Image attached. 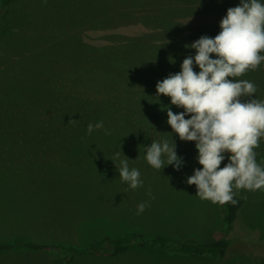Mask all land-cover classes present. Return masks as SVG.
Segmentation results:
<instances>
[{
    "label": "rangeland",
    "instance_id": "obj_1",
    "mask_svg": "<svg viewBox=\"0 0 264 264\" xmlns=\"http://www.w3.org/2000/svg\"><path fill=\"white\" fill-rule=\"evenodd\" d=\"M173 3L176 9L174 13H167V16H123L111 29H98L96 16H35L38 22L46 21L47 24L60 17V20H65L64 26L52 25L51 28H45L30 23L22 36L27 38L28 42L25 50L36 48L37 37L42 34L44 49L50 45V42H58L63 46L69 41L78 44L82 49L91 50L98 48L110 50L111 46L126 45L125 48H136L143 53L147 52L141 58L150 68L144 67L141 77V80L145 79L147 83L142 84L139 91L123 105L121 103L126 97L115 98V101H120L118 107L114 104L111 107L113 115L103 119L104 128L110 130V135H106L103 129H96L89 135L87 131L74 130L75 124L85 115L82 110L86 112V108L89 112L91 107H95L92 105L94 101L91 100L97 95L104 94L79 88L72 82L66 83L67 80L61 81V85H58L64 87H41L54 91L50 94L26 93L29 74L22 75L13 68H2L4 63L0 65V141H152V139L166 138L171 143H175L172 129L167 123V113L160 107L161 103L169 104L170 97L161 95L160 102H154L157 98L151 95L156 92V82L163 78H157L152 74L154 71L158 72L157 64L165 61L166 57L169 59L171 56L175 58V62H181L186 55L194 52L184 47L186 43H191L204 34L214 37V30L210 32L206 28L219 25L214 23H219L229 7L219 4L198 5L191 8L184 4L181 6L175 1ZM70 26L74 28L70 29ZM57 71L62 73L60 69ZM253 71L255 70H248L237 79L254 83L257 88L255 95L261 99L259 94L261 82L252 77ZM59 88L89 98L86 100L90 102L85 107L82 104L75 107L71 101L73 99L61 95L63 92ZM171 107L174 112L182 111L174 105ZM91 114L89 112L88 115ZM97 116L99 118L98 113ZM90 119V124L95 125L93 115ZM60 121H63L62 125H67L64 129H59ZM174 138L177 143V153L186 161L184 167L176 171L169 165L160 170L154 169L153 172L147 170L140 172L143 173L141 178L143 185L138 187V191L145 194L140 200L148 205L154 202L151 208L161 211L160 220L145 222V225H153V227H146L149 229L140 232L143 231L148 237L164 235L179 241L224 238L231 242L233 255H238V257L232 256L228 264H264V192L238 190V193H243L247 197V201L233 228L229 230L223 220L225 212L223 205L201 200L196 195V186L186 183V177L193 173V169L202 167L195 160L197 152L195 142L181 141L177 134H174ZM226 162H222L220 167ZM10 223L15 227V223ZM10 223H0V243L51 239L34 236L30 238L29 234L34 232L33 228L17 226L18 229L14 230ZM129 235L130 233L119 238ZM93 244H80L78 247ZM135 249L117 257H100L87 263L81 261L82 258H77L72 264H195L185 263L190 259L179 260L172 252H151L147 247H144V251L150 252ZM59 252H61L59 249L35 251L15 248L0 253V264H67L64 258L69 259V255L63 251L65 256L61 257ZM235 257L239 260L231 261Z\"/></svg>",
    "mask_w": 264,
    "mask_h": 264
},
{
    "label": "crops",
    "instance_id": "obj_2",
    "mask_svg": "<svg viewBox=\"0 0 264 264\" xmlns=\"http://www.w3.org/2000/svg\"><path fill=\"white\" fill-rule=\"evenodd\" d=\"M218 26H212L215 35L220 30ZM111 47L110 50L87 49V52L94 53L90 60V83L79 82L77 76H73L75 82L71 79L66 82L104 94L91 98L95 103H104L106 108L114 104L118 107L120 101H115L116 97H126L122 105L133 97L142 84L147 83L137 76L135 70L149 68L141 59L147 52L125 48L126 45ZM179 63H170L166 57L157 64L158 72L154 71L152 75L164 78L174 72ZM120 67L126 73H119L125 78L118 80L119 74H113V70ZM95 73L100 75L95 76ZM151 142L0 141V223H15V227L10 223L14 230L18 229L17 226L33 228L34 232L28 235L30 238H51L29 242L77 247L98 244L106 236L119 238L129 233L131 236L149 229L146 227H153L145 222L159 221L161 211L151 208L153 202L146 204L148 207L137 214V206L143 202L140 198L145 194L139 192L138 187L131 189L121 181L110 158L119 151L120 159H128L130 167L140 172H153L154 168L144 159L143 151V144L150 145ZM59 253L61 257L65 256L63 251ZM77 258L87 263L100 257L82 253L75 260ZM64 259L67 261L66 257Z\"/></svg>",
    "mask_w": 264,
    "mask_h": 264
},
{
    "label": "clouds",
    "instance_id": "obj_3",
    "mask_svg": "<svg viewBox=\"0 0 264 264\" xmlns=\"http://www.w3.org/2000/svg\"><path fill=\"white\" fill-rule=\"evenodd\" d=\"M219 29L214 37L204 34L186 43L184 47L194 52L180 62V71L156 82L151 96L157 103L161 95L170 97L169 104L160 107L167 113L175 143L152 139L150 145L143 144V151L152 168L171 165L180 171L186 161L177 153L174 134L181 141L195 142V160L202 167L194 168L186 183L196 186L201 200L234 205V189L264 190V167L254 151L264 138V99L256 97L254 83L237 79L264 61L260 54L264 52V0H239L227 9ZM169 61L175 63V58L170 56ZM172 105L182 111L174 112ZM96 129L111 134L103 121L89 124L87 133ZM110 158L129 188L143 185L139 169L130 167L128 159H120L119 151ZM145 207L146 202L140 203L137 214Z\"/></svg>",
    "mask_w": 264,
    "mask_h": 264
},
{
    "label": "trees",
    "instance_id": "obj_4",
    "mask_svg": "<svg viewBox=\"0 0 264 264\" xmlns=\"http://www.w3.org/2000/svg\"><path fill=\"white\" fill-rule=\"evenodd\" d=\"M173 1L178 2L181 6L184 4L191 8L198 5L210 6L219 4L232 7L239 3V0H0V65L5 63L4 67L1 66L2 68H13L21 72L22 75L29 74L27 75L29 82L26 85V93L50 94L54 91L41 87H64L58 85H61L60 82L67 79L75 82L73 76H77L79 82L90 83L89 78L91 79L92 76L90 60H92L94 53L87 52V49H82L78 44L69 41L62 46L58 42H50V45L44 49L45 42L42 34L37 37L36 48L25 50L28 42L27 38L22 36L30 23L45 28H51L52 25L57 27L64 26L65 20H60V17L47 24L46 21L44 23L38 22L35 16H96L95 21L98 29H111L116 26L117 20H121L123 16H167L166 14L169 12L174 13L176 6ZM76 26L78 27V24ZM69 28L72 29L74 27L70 26ZM206 30L212 32L211 30L214 29L212 26H207ZM260 54L264 55V52ZM104 65H106L105 61ZM179 65L180 63L173 70L174 72L180 71ZM57 69H60L62 73L58 72ZM120 69L113 70V74H119L123 71L126 73V70L121 67ZM135 71L137 76L141 78L143 70L137 69ZM99 75V73H95V76ZM117 76L118 80L125 78L122 74ZM252 77L261 82L259 94L261 99H264V61L252 72ZM61 91L63 93L58 91L61 95H67L73 99L71 101L75 107L81 104L85 107L90 102L86 100L89 98L77 96L73 94L74 92H65L63 89ZM93 105L95 107H91V111H89L92 113L91 115H88L89 112L86 108V112L82 110L85 115L82 119H77L74 130L87 131L92 115L94 124L113 115V108L109 106L106 108L104 103L98 104L94 102ZM60 123L59 129H64L67 126L62 125L63 121H60ZM259 145L254 149L256 160L264 167V138L260 139ZM233 191L235 193L233 199L237 203L234 205L231 202L223 204L225 211L223 220L229 230L233 228L241 209L247 201V197L243 193L240 194L235 189ZM260 192H264V190H260ZM144 247H147L151 252H172L179 260L190 259L185 261V263L228 264L232 256L238 257V255H233L231 242L224 238L179 241L164 235L148 237L144 232H135L125 238L106 236L102 242L87 247L38 244L14 240L11 243H0V253L15 248H26L35 251L59 249L69 255V259L66 261L67 264H72L75 257L82 253L99 257H117L135 248V250L144 251ZM239 256H242V254H239ZM236 257L232 258L231 261L235 259L238 261L239 258Z\"/></svg>",
    "mask_w": 264,
    "mask_h": 264
}]
</instances>
